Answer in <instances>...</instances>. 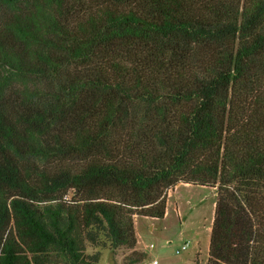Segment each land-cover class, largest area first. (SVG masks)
<instances>
[{"label":"trees","instance_id":"trees-1","mask_svg":"<svg viewBox=\"0 0 264 264\" xmlns=\"http://www.w3.org/2000/svg\"><path fill=\"white\" fill-rule=\"evenodd\" d=\"M5 71L0 264L134 248L181 181L216 187L207 264H264V0H0Z\"/></svg>","mask_w":264,"mask_h":264},{"label":"rangeland","instance_id":"rangeland-1","mask_svg":"<svg viewBox=\"0 0 264 264\" xmlns=\"http://www.w3.org/2000/svg\"><path fill=\"white\" fill-rule=\"evenodd\" d=\"M1 84L3 88L16 87V91L17 88L31 85V82L5 71L0 75ZM12 89L6 92L11 93ZM215 195L216 187L208 185L181 181L169 187L166 190V215L163 218L133 215L136 237L134 248L112 246L105 228L79 227L82 256L85 260H96L97 264H142L151 258H157L159 264H207L206 230L213 216ZM79 198V194L70 189L61 202L49 201L40 206L44 209L62 204L71 208L79 202ZM261 219L263 221L264 216ZM186 241L187 246L182 249L181 245ZM150 243L154 244L153 247L149 246ZM52 256L53 260L48 264H72L59 250L53 251Z\"/></svg>","mask_w":264,"mask_h":264},{"label":"built area","instance_id":"built-area-1","mask_svg":"<svg viewBox=\"0 0 264 264\" xmlns=\"http://www.w3.org/2000/svg\"><path fill=\"white\" fill-rule=\"evenodd\" d=\"M153 245H154L153 243L149 244L150 247H153ZM186 246H187V241L183 242V244L181 245V248L185 249ZM176 252L179 253V249H177ZM142 264H159V261H158L157 258H151V259H149L147 261H144Z\"/></svg>","mask_w":264,"mask_h":264},{"label":"crops","instance_id":"crops-1","mask_svg":"<svg viewBox=\"0 0 264 264\" xmlns=\"http://www.w3.org/2000/svg\"><path fill=\"white\" fill-rule=\"evenodd\" d=\"M166 215V213H165ZM213 215H214V204H213ZM212 219V220H211ZM210 220V225L208 226L206 232L208 234V241H207V255H206V260L208 261V247H209V239H210V232H211V227H212V221H213V216L212 218L209 219Z\"/></svg>","mask_w":264,"mask_h":264}]
</instances>
